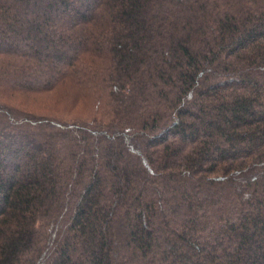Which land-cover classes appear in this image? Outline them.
I'll return each mask as SVG.
<instances>
[{"label": "trees", "instance_id": "trees-1", "mask_svg": "<svg viewBox=\"0 0 264 264\" xmlns=\"http://www.w3.org/2000/svg\"><path fill=\"white\" fill-rule=\"evenodd\" d=\"M0 31V96L74 113L0 102V264H264V0H0Z\"/></svg>", "mask_w": 264, "mask_h": 264}, {"label": "rangeland", "instance_id": "rangeland-1", "mask_svg": "<svg viewBox=\"0 0 264 264\" xmlns=\"http://www.w3.org/2000/svg\"><path fill=\"white\" fill-rule=\"evenodd\" d=\"M4 37V40L13 42V36L6 34L4 31H0V38ZM22 40L18 45V49L21 51H26L28 46L30 47L33 42L27 40L28 38L25 36H21ZM0 102L5 104H13V106L21 107L27 111H33L34 113L52 116L55 118H63L68 119L72 118L74 113H69L68 109H65L64 103L61 101L60 94L52 93H41V94H6L0 96ZM51 112H49V111ZM68 114V116H67ZM69 114H71L69 116ZM67 116V117H64Z\"/></svg>", "mask_w": 264, "mask_h": 264}]
</instances>
